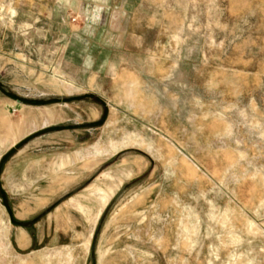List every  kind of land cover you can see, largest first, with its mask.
<instances>
[{
  "label": "rangeland",
  "instance_id": "1",
  "mask_svg": "<svg viewBox=\"0 0 264 264\" xmlns=\"http://www.w3.org/2000/svg\"><path fill=\"white\" fill-rule=\"evenodd\" d=\"M0 264H264V0H0Z\"/></svg>",
  "mask_w": 264,
  "mask_h": 264
},
{
  "label": "crops",
  "instance_id": "2",
  "mask_svg": "<svg viewBox=\"0 0 264 264\" xmlns=\"http://www.w3.org/2000/svg\"><path fill=\"white\" fill-rule=\"evenodd\" d=\"M9 126H10V125H9ZM24 135H25V134H24ZM24 135H23V136H24ZM14 137H15V136H14ZM22 138H23V137H22Z\"/></svg>",
  "mask_w": 264,
  "mask_h": 264
}]
</instances>
